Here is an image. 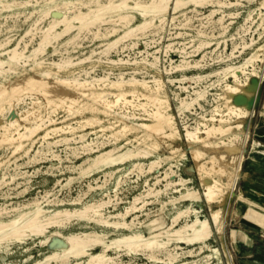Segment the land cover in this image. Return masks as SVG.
Returning a JSON list of instances; mask_svg holds the SVG:
<instances>
[{
  "label": "rangeland",
  "instance_id": "1",
  "mask_svg": "<svg viewBox=\"0 0 264 264\" xmlns=\"http://www.w3.org/2000/svg\"><path fill=\"white\" fill-rule=\"evenodd\" d=\"M1 1L2 2L13 1L14 4L11 7L10 11H5V10L0 11V40L11 39L10 44H15L25 34L27 30H30L33 33L35 32L36 35H35V39L30 43L29 49H31L32 46H36V43L39 39L38 37L40 35V32L38 31L44 28L49 23L51 18L50 16H46L42 18V20H40L36 26L30 24H33L37 19H39L41 14L39 11L45 9L46 2L44 0H0V2ZM17 1L18 3L20 2L21 4L20 3L18 4ZM24 1H28V4L26 6H22V3ZM36 1L38 2L36 3ZM56 1L60 2L62 0H56ZM76 1L77 2L74 4V8H73L74 12L71 10L70 12L67 13L69 18L73 16L74 13H77L79 11V8L80 11L82 12H87L88 10L87 7L84 6V4L82 3H86L89 0H80V1L76 0ZM94 1L97 0H92L89 3L88 6L90 8H96V2ZM98 1L104 5L108 4L109 2V0L108 1L98 0ZM114 1H119V0H114ZM141 1L143 3L144 2L147 3L150 0H144V1L141 0ZM232 2L234 3L232 4ZM128 3L130 5H133V0L132 1L129 0ZM226 3L228 5L219 7L217 5L213 6L212 4H208V3L200 6H195L191 2H186L182 6H180L177 10H175V12L173 11L172 8L173 5L170 4V9L167 10L165 19L162 23L159 22L158 18H154L152 22L153 26L151 25L152 28L148 27L149 29L146 28L142 32H135L133 35L129 36V38L127 37L126 39L123 38L120 40H118L119 36L123 35V33L128 28V26L121 25L123 23L119 21H118L119 23L117 22L116 13L114 12L110 14L105 13L101 21L95 22L94 24H92V26L90 25L88 28L89 31L87 30H85L86 32L81 31L78 37L73 41L66 43L67 39L72 37L77 32L76 29H73L69 33L63 34L55 41L53 40L52 44L46 48L44 54L40 55V58L43 60V65H41V67H36V65L33 64L32 61H27L25 63L21 62L20 64L17 65V69H16L17 72L15 71L16 73L8 74L7 76H5V78L0 77V82L2 84L4 83L3 85H7L8 82L21 83L25 80H30L29 78L39 81V83H45V84L48 83L49 85H53L58 90H60L61 92L60 96H63L61 99L58 97L48 98V96L45 95L41 96L42 93L36 90L35 91L32 90V92L28 91L23 93L20 96L23 98V100L20 101L19 103L15 101V99H12L10 101V108H14V111H12L14 115L18 113V115L21 114L22 116H27L26 120H24L25 122L22 121V125H31L32 123L35 122L36 123L41 122V119L42 120L47 119V116H49V119H51V121H46L45 124L42 125V129L39 130L38 133L31 140L28 141L30 145L32 144L31 149H36L41 144L40 142L42 141L41 135H43V133L47 129H50L51 127H60L61 125V127L64 128L65 131H67L68 130L67 125H69L70 123L72 126H74L73 122L74 123L79 121L81 122L83 120L88 119L92 121V124L85 127L83 131L81 132L71 131L65 134L59 133L61 134L60 137L63 136L72 137V136H76V134L78 133H88L86 136L87 141L99 142L104 140V142H107L108 140L109 142L105 144V148H109L112 145H114L113 144L114 139L110 135L125 127V129L127 130L130 129V130H128V132L127 130H125L118 133L117 134L118 137L116 138L117 140H115L117 145H121L123 147L122 151H125L126 149H133L135 146H137L139 142H141L139 145L143 147L144 141L146 140V142L156 143L158 149L155 152H153V155L150 158L147 159L145 158L142 161L146 163L147 161H149V159H157L158 157L165 158L163 167L155 169L152 174L141 175L137 173V171H133L127 174L126 173L127 170L131 168L130 163L127 162L123 165H119V171L112 174V176H108L107 174H105L106 172H110L111 168L109 169L103 167L101 168V170L94 171L91 176L82 177L79 175L78 173L79 170L77 169L76 166L77 164H80V162H82L86 157H89L93 154L92 153L86 154V152L83 151L82 149H78V155L81 156V158H75L73 155H71L70 151L65 149L64 145L61 144L60 146L52 147L53 151H55V154H57L58 157L45 155L44 157L40 158L41 160L40 159L38 160V163L37 161H30L32 163L30 162L28 164L25 163L24 166L21 165L20 167L14 168L15 164L18 165V163L20 164L25 162L27 161V158L24 156L22 149L15 150L14 148V146H16L19 143V139H14L11 141L10 139H7L5 137L3 130L4 129L3 125L5 123L2 124V122L4 121V119H7L8 115L11 114L9 113L4 114L2 113V111H0V143H1L0 144V179L3 178V174L7 175L6 176L7 178L5 179V183L0 185V207L6 205V208L10 209L12 207H15L16 205L18 206L21 204L29 203L36 198L38 201H41L43 205H46L48 200H53L54 202H56L55 205L48 204L45 206V208L64 207L68 209H73V208H79L85 203H91L102 197H103L102 199H107L105 195L108 194L112 198L115 196L114 199L117 197L116 199L119 202L115 207L109 205L104 209L105 215H108V213L122 211L123 208L129 204V201L132 200L134 195L144 192L146 188L144 184L146 179H148V183L152 185V183L155 180V175L163 176V170L169 166H171V168L175 171V174L170 176L171 180H177L178 177H182L187 180L188 187L196 188L200 192H202L201 183H209L211 179H209V177H206L205 174L197 171L195 164L192 161L190 155L191 151L194 149L203 150L206 153L205 157H208L211 154L224 155L225 153L224 149L227 148L233 150L237 148L240 142L247 137L244 134L249 133V129L247 128V125H250V123L252 124L256 116V81L261 80V84H264V7H263L264 0H246V1L226 0ZM229 3H231L232 5H229ZM212 9H217L218 11L215 13L214 16L210 17L208 16V14ZM195 10L197 11V13H195L196 12ZM221 11H223V14H225L222 23L224 25L228 24L227 32L222 36L219 34L220 32L219 24L214 22V20H216L217 17L221 16L222 14ZM235 12H239V14H237V16L236 15L232 16L231 13H235ZM249 12L251 13L253 22L250 25L249 28L250 30H248L247 34L244 37L246 40L249 41V37L253 36L254 43L249 48L245 49L241 54H239L236 51L235 55H238V57L233 59V63H235V65H238L243 61L242 58L245 55H251L253 58H255V62H254L255 72L249 73L247 75V78L241 77V83L243 85L241 83H240L241 85L235 83L233 81V78L230 76V74H228L226 78L228 84L238 86L243 91L247 89L244 92L250 91L249 92L250 96L245 97L246 98L245 102L240 103V99L238 95H234L233 97H231L229 102L238 107H241L245 112L244 118L241 119L234 118V122H232L233 124L239 122L242 125L241 127L242 130L241 129L240 130L244 134H242L241 137H239L237 140L233 142L230 141L231 143L228 142L227 144L224 145L220 144L218 146L215 145H210L205 147L203 146L205 149L204 150L202 147V145L204 144L202 143L193 144L185 140V138L183 137V133L185 130L184 127L187 125L193 126L194 121L198 119L199 115L208 113L209 110L212 108L211 105L215 104V99H217L216 97L219 93H222L223 96L225 94L228 97V94H226V90L224 89L223 84L218 86L217 84H215L217 83L215 82L217 77L216 75L211 74V72L213 70H217L218 68H222L226 66V63L224 61H220V60L218 61L217 57L219 55L224 57L231 51V41L229 40L231 36H234L235 42H239V37L238 34L236 33L237 27L243 23V18ZM54 13L58 14L57 16L60 15L59 12H52L51 14L52 17ZM133 15L135 16V18L131 20V27L136 26L143 19L137 12H134ZM187 17L188 19H186ZM107 20L109 21L107 22ZM187 21L189 23L186 25ZM72 24L78 25L76 21L75 22L72 21ZM201 24H203L204 27ZM97 25L99 26L97 27ZM154 26H156L157 28ZM36 27L38 30L36 29ZM113 27L116 28V30L117 28H119L120 30H117L111 36L102 37L101 35L102 33H105L106 31H110ZM62 28L63 26H57V31H61ZM97 29L100 32H98ZM195 29L198 30L196 31ZM169 31L171 33H169ZM95 32H98L99 34L93 35L95 34ZM146 33L148 34L146 35ZM169 35L171 38L168 37ZM29 38H30L29 34L24 37L25 40H28ZM223 38L228 39L227 46L225 49L223 43L221 42ZM116 39L118 41L113 46V48H111L108 51V53H105L104 50L106 48L105 43L114 41ZM152 39L153 41H150ZM202 40L210 42L211 45L207 48L206 47L201 48L199 41ZM217 42L219 43L217 44ZM133 43H135V45L131 46ZM214 47H216V49L211 51ZM182 48H184V50L187 52H191L190 53L191 56L187 58L188 60H199V66L196 68L191 67L185 70V74L188 76L191 75L201 76V78L197 81L196 84H194L193 81H191V79L185 81V85H191L193 87V88L192 87L189 88L188 97H186L185 92L175 87L178 86L179 84L178 82L170 83L167 80L168 77L178 78L181 72L174 71L169 75L165 73V69L169 68V63H170L169 59H167V56L165 55V52L168 51L167 55H169V57L173 60V64H176L179 63V61L182 59L181 55H183V53H180L181 52L180 50ZM194 49L195 50L199 49V51L196 52L194 51ZM28 54L29 52L25 53V55ZM203 54H205V58L201 59L202 57L201 55ZM154 56L158 57L157 60L158 62H156V66L151 65ZM65 57H70L69 62H71L72 64L67 67H64V69L58 70L53 64H51L52 61H59V58L61 59ZM1 58L5 59V56H1ZM107 58H111L114 60L122 59L123 62L111 64L106 62ZM249 69H251V67H249ZM208 74L211 75L205 77V75ZM15 77H17L16 78L17 80L15 79ZM58 77L70 78V79L76 78L80 83H83V87L81 86L75 87V85L72 86L69 84L61 83L58 81L57 79ZM94 78L95 79L100 78L101 80L95 81ZM9 79H11L12 81ZM154 79H159V84L161 83L160 85L161 88L159 89L156 88L155 82L153 81ZM126 83H128L129 85ZM129 87L132 88L130 89ZM199 89L207 91L205 95L206 101L200 100L199 103L201 107H199L196 104H193L190 107V109L183 111V115H180L179 111L177 110L179 108L178 99L186 97L185 99L187 101H190V97H194L193 90H199ZM112 91L114 93H112ZM102 92H107L110 94L109 100H114L115 94L125 93L124 94L125 98L127 100L133 101V103H127L124 104V106L122 103H120L117 106H113L115 108L112 107L110 108L99 98L98 94ZM173 93H176L177 95ZM66 96H68L69 99L66 98ZM145 96L148 97L150 101L149 104L151 103L153 108L159 109V111L165 117L169 116L171 118V120L173 121L172 127L164 126L163 131L159 133L152 132L146 128L141 127V124H146L149 123L150 121V114H149L150 110L146 111L137 105L138 99H140L141 101H146ZM155 97L157 98L164 97L166 102L163 104H159L157 98ZM221 102H223V100H221ZM3 106L4 107L7 106L6 101H2V107ZM135 107L138 109H136ZM31 111H33L32 114L29 113ZM51 111L54 112L51 113ZM82 111L83 114L80 113ZM97 121L99 123H97ZM101 128L102 129L104 128L103 132L100 131ZM100 134H104L103 136H105L108 139L105 138L103 139L102 137H99L98 135ZM51 136L52 139L49 140H55L60 138L59 136L56 135H51ZM14 137L16 138L17 135L15 134ZM249 143L250 146L245 147V151H244L245 153L249 151L251 147L253 148L254 151H256V143L253 142V138L252 139L250 138ZM70 145L78 146L80 144L79 143L74 144L73 142H70ZM30 154H32V151L30 152ZM234 155L236 154L231 153L228 156L225 155L224 156L228 159H232L233 157H235ZM66 158L68 160L70 159L69 161L71 162H68ZM237 165H238L237 163H234L233 165L234 167H230V170L234 171V169L238 167ZM19 173H23V174L21 175ZM15 174H17L15 180L11 181L10 176ZM200 177H202V181L199 179ZM117 179L120 180L121 182L117 187V190H115L116 188L115 183ZM123 179L126 180L124 181ZM8 181H10L9 182L10 184L8 183ZM17 182H19V184H17ZM165 183H166L165 181H161L156 185V187L163 189ZM88 184H90L93 187V189L88 191L87 189ZM175 187L180 188V186L178 185H176ZM83 192L85 193L83 194ZM185 192H186L185 189H181V193H185ZM236 194H237L236 190L234 189L231 192L230 190H226L221 200L218 203L213 204L214 208L220 209L222 230L220 229L219 231H216V229L213 228V235L208 242L209 250H207V248H204V252L205 254L212 255V259H211L212 264H257L256 261H259L261 264H264V254L259 255L256 254V251H253L255 244L249 243L247 251H243V252L240 251L238 242L242 240L241 239L239 240V238L235 237L236 222L231 221L229 217L230 214L229 204H231L230 206L232 207V203L234 202V200H236ZM179 196H180V192H174V187H170L167 190L166 194L159 195L158 201L155 200L154 197H148L147 199L149 201V205L146 206V209H144L143 211L136 212L137 217L134 220L132 231L141 232L144 235H148L151 232L161 230L167 225H169L171 216L175 214L177 210L185 209L189 205H192L191 201H186L182 199H178L175 202V204L169 202L172 198H178ZM78 197H81L82 200L80 204H70V202H73ZM60 202H62L63 204L61 205L58 204ZM162 202L165 204L164 207L161 204ZM193 207L198 210L199 212L198 215L201 218L209 217L210 214L209 207L204 201L193 202ZM131 220H132V216H129L127 218V221L129 222ZM61 231L65 235H68L70 233L94 231L97 232L98 234H107L109 236V239L120 237L124 233L129 232L124 230H114L113 228H106L103 226H99L95 223H91V222L88 223L87 221H77L74 219L71 220L64 228H62ZM252 232L253 230L250 229V233ZM36 239L37 238H35V240H32L28 238L25 240L23 244L15 241L13 243H10L7 247H5V245H2L0 247V264H34L38 260L43 259L52 251L57 250L59 248V245L64 243V240L57 236H51L50 240L46 244H42V245L39 244L38 239L37 240ZM182 247H183L182 251H186L192 248L190 246H187L186 244H182ZM193 248H195L196 251L197 245H195ZM101 251H102V246H99L95 250H92V252H101ZM177 251L181 252V250H177ZM140 252L141 251H138L135 254H128L125 249H121L119 250L118 253L114 251H108V255L111 256L112 258L114 256L112 262L113 264H126V263L150 264L151 263L150 260L145 256L143 252L141 253ZM203 255L193 256V257H184L185 255H183V258L180 257L179 259L183 261H192V260L197 261L200 260ZM158 258L164 259V254L163 253L159 254ZM73 261L74 260L71 258L68 264L70 263L72 264ZM156 263L164 264V262L162 261H158ZM48 264H62V263L61 261L52 259L48 262Z\"/></svg>",
  "mask_w": 264,
  "mask_h": 264
},
{
  "label": "bare ground",
  "instance_id": "2",
  "mask_svg": "<svg viewBox=\"0 0 264 264\" xmlns=\"http://www.w3.org/2000/svg\"><path fill=\"white\" fill-rule=\"evenodd\" d=\"M44 1L46 2L45 9L40 10V11L38 9V11L41 13L40 17L35 22L33 21L34 23L30 24V25L36 26L37 23L40 20H42V18H44L46 16H50L51 19H50L49 23L44 28H42L41 30L39 29L40 31H38V32H40V35L38 37L39 39L36 43V46H32L31 49H29V45L35 39V35H36L35 32L33 33L30 30H27L25 32V34L15 44H10L11 39L10 40H8V39L0 40V51H1L0 52V77L1 78H3V77L5 78V76H7L8 74L16 73L17 72L16 71L17 65L20 64L21 62L25 63L27 61H32V63L35 64L36 67H41V65H43V60L40 58V55L44 54L46 48L52 44L53 40L55 41L59 37H61L63 34L69 33L73 29H76L77 32L72 37L68 38L66 43L73 41L74 39H76L78 37V35L81 31L82 32L85 30L89 31L88 28L90 25L92 26V24H94L95 22L101 21V19L105 15V13H108V14H110L112 12L116 13L117 14V22L119 21V22L123 23V24L120 23L121 25L128 26V28L123 33V35L119 36L118 40H120L123 38L126 39L127 37L129 38V36L133 35L135 32H142L148 27L152 28V26H153L152 22H153L154 18H158L159 22L162 23L165 19V15L167 13V10L170 9V4L173 5L172 8H173L174 12H175V10H177L180 6H182L186 2H191L195 6H200V5H203L206 3L212 4L213 6L217 5L219 7L228 5L226 3V0H187V1L185 0L186 2L184 0H150L147 3H145V2L143 3L141 0H133V5H130L128 3L129 0H119V1L109 0L108 4H105V5L101 4L97 0V1H94V2H96V8H90L88 5L92 0L91 1L89 0L86 3H82V4H84V6L87 7V9H88L87 12H82V11H80V8H79V11L77 13H74L73 16H71L69 18L67 13L70 12L71 10L73 11L74 4L77 2L76 0L75 1L62 0L60 2H57L56 0H44ZM37 2L38 1H36V3ZM17 3H18V1H17ZM29 3H31V2H29ZM233 3L234 2H232V4ZM13 4H14L13 1L12 2H4V1L2 2L1 1L0 2V7H1L0 11H2V10L10 11ZM15 4H16V2H15ZM27 4H28V1H24L22 3V6H26ZM232 4L229 3V5H232ZM18 7H19V5H18ZM184 7H186V6H184ZM33 11H35V10H33ZM217 11H218L217 9L210 10L208 16H210V17L214 16ZM52 12H59L60 15L57 16L58 14L54 13V15L52 17V15H51ZM134 12H137L143 19L136 26L131 27V20L133 18H135V16L133 15ZM195 13H197V11ZM195 13H194V15H195ZM221 13H222L221 16L217 17L216 20H214V22L219 24V29H220L219 34L222 36L223 34H225L227 32L228 24L224 25L222 23V20H223L225 14H223V11H221ZM237 14H239V12L231 13L232 16H234V15L237 16ZM184 17H185V15H184ZM24 19H26V18H24ZM182 19H184V18H182ZM186 19H188V17ZM4 20H6V19H4ZM109 20H107V22ZM189 20H191V19H189ZM72 21H74V22L76 21L78 25H73ZM104 22H106V21H104ZM114 22H115V20H114ZM229 22H231V21H229ZM252 22H253L252 16H251V13L249 12L243 18V23L237 27L236 33L238 34L239 42H235L234 36H231V38L229 39L231 41V51L227 55H225L224 57H222L221 55H219L217 57V60L218 61L219 60L224 61L226 63V66L222 67V68H218L217 70H213L211 72V74H214L217 77V79L215 81L217 83H215V84H217V86L223 84V87L226 90V94H228V97L225 94L223 96L222 93H219L216 97L217 99H215V104L211 105L212 108L209 110L208 113L204 112L205 114L199 115L198 119L194 121L193 126L187 125L184 127L185 130L183 133V137L185 138V140L187 142L193 143V144L202 143V144H204V145H202V147L203 146L204 147L210 146V145L218 146L220 144L221 145L227 144L228 142L231 143V142L237 140L239 137H241L242 134H244L243 132H241L242 125L239 122L235 123V124H233L232 122H234V118H236V119L244 118L245 112L243 111V109L241 107H238V106H236L232 103H229V102H230V98L233 97L234 95L239 96L240 103L245 102L246 101L245 97L250 96V93H249L250 91L244 92L247 89H245L243 91L238 86L228 84L226 81V78H227V75L230 74V76L233 78V81L237 84H240L241 83V77L247 78V75L249 73L255 72V66H254L255 58H253L251 55H245L242 58L243 61L238 65H235V63H233V59L238 57V55H235L236 51L239 54H241V53H243V51L245 49L249 48L254 43L253 36L249 37V41L246 40L244 37L247 34L248 30H250L249 28H250V25ZM170 23H171V21H170ZM188 23L189 22L187 21L186 25ZM111 24H113V23H111ZM114 24H116V23H114ZM201 25H203V24H201ZM57 26H63L61 31H57ZM98 26L99 25H97V27ZM154 27H156V26H154ZM186 27H188V26H186ZM203 27H204V25H203ZM194 28H195V26H194ZM36 29H37V27H36ZM117 30H120V29L117 28ZM117 30H116V28L113 27L110 31H106L105 33L101 32L102 33L101 35H102V37L111 36ZM97 31H98V29H97ZM98 32H100V31H98ZM98 32H95V34H93V35H98L99 34ZM172 32H174V31H172ZM148 33H146V35ZM169 33H171V32L169 31ZM28 34L30 35V38L28 40H25L24 37ZM219 34H217V35H219ZM184 35H185V33H184ZM251 35H252V33H251ZM144 36H142V37H144ZM168 37H170V35ZM177 37H178V35H177ZM95 38H96V36H95ZM153 39L150 41H153ZM118 40L116 39L114 41L105 43V46H106V48L104 49L105 53H108V51L111 48H113V46L116 44V42ZM227 41H228V39H226V38H223V40L221 41L223 43L224 49L227 46ZM159 42H160V40H159ZM186 42H184V43H186ZM199 42H200L201 48L202 47L207 48L211 45V43L208 41L202 40ZM218 43L219 42H217V44ZM134 45H135V43H133L131 46H134ZM171 45H172V43H171ZM167 47H169V46H167ZM215 49H216V47H214L211 51H213ZM180 51H181L180 53H183V55H181L182 59L179 61V63H176V64H173V60L169 57V55H167L168 51L167 52L164 51L165 55L167 56V59H169V61H170L169 68L165 69V73L167 75H169L174 71H180L181 72V74L178 78L168 77L167 80L170 83L178 82L179 83L178 86H175V87H177L181 91L185 92L186 97H188L189 88H191L192 86L191 85H185V81L188 79H191V81H193V83L196 84L197 81L201 78V76L200 75L188 76L185 74V70H187L191 67H193V68L198 67L199 66V60H188L187 58H189V56H191L190 55L191 52L185 51L184 48H182ZM194 51L198 52L199 49H196V50L194 49ZM26 52H29V54L25 55ZM93 53H95V52H93ZM1 56H5V59L1 58ZM201 56H202L201 59L205 58V54H203ZM157 60H158V57L154 56V58L151 62V65L156 66V62H158ZM69 61H70V57H65V58H61V59L59 58V61H52L51 64H53L58 70H62V69H64V67H67V66L72 64ZM133 61H135V60H133ZM106 62L111 63V64L112 63L115 64V63H119V62H123V61H122V59L114 60L111 58H107ZM126 62H127V60H126ZM138 62H140V61H138ZM191 62H193V63H191ZM48 63H49V61H48ZM249 67H251V69H249ZM106 73H108V72H106ZM44 74H46V73H44ZM79 74H78V76H79ZM211 74L205 75V77H207ZM16 78L17 77H15V79ZM29 79L30 80H25L21 83L8 82L7 85H3L4 83L2 84L0 82V111H2V113H4V114H7V113L11 114V115H8L7 119H4V121L2 122V124L5 123L3 125L4 135L7 139H10L11 141L14 139H19V143L16 146H14V148H15V150L22 149L24 156L27 158V161L20 163V164L18 163V165L15 164L14 168L20 167L21 165L24 166L25 163L28 164L30 161H37V163H38V160L41 157H44L45 155L46 156L51 155L52 157H58V155L55 154V151H53L52 147L60 146L61 144L64 145L65 149L69 150L71 155H73L75 158H81V156L78 155V149H82L83 151L86 152V154H90V153L93 154L89 157H86L82 162H80V164H77V166H76L77 169L79 170V172H78L79 175L82 177L83 176H91L94 171L101 170V168H103V167L109 168V169L111 168L110 172H106L105 174H107L108 176H112V174L119 171V165H123L127 162L130 163V167H131L130 169L127 170V172H126L127 174H129L133 171H137V173H139L141 175L152 174L155 169L163 167V163L165 162L164 157H158L157 159H149V161H147L146 163L144 161H142L145 158L146 159L150 158L153 155V152H155L158 149L157 144L154 142H146V140H145L144 146L141 147L139 145L141 142L138 141L139 143L133 149H126L125 151H122L123 147L121 145H117L115 140H117L116 138L118 137L117 136L118 133L127 130V129H125V127H123L120 130L117 129L118 130L117 132L110 135L114 139V141H113L114 145H112L109 148H105V144L107 142H109L108 140H107V142H104V140L99 141V142L87 141L86 136L88 133H78V134H76V136H72V137H67V136L60 137L61 134H59V133L65 134V133L71 132V131H79V132L83 131L85 127L92 124V121L88 120V119L83 120L81 122L80 121L75 122V123L73 122L74 126H72L70 123L69 125H67V129H68L67 131H65L64 128L61 127V125H60V127H51L50 129H47L43 133V135H41V140H42V141H40L41 144L36 149H31L32 144L30 145V143H28V141L31 140L38 133L39 130L42 129V125L45 124L46 121H51V119H49V116H47V119H43V120L41 119V122H38V123L35 122V123H32L31 125H22V121L26 120L27 116H22L21 114L18 115V113H16L14 115V113H12V111H14V108H10V101L12 99H15V101H17L19 103L20 101L23 100V98L20 96L25 92H28V91L32 92V90H34V91L36 90V91L42 93L41 96L45 95V96H48V98L49 97H53V98L58 97L61 99L63 96H60L61 95L60 90H58L53 85H49L48 83L47 84L39 83V81H36L34 79H31V78H29ZM57 79L59 82L64 83V84H69L72 86L75 85V87L76 86L83 87V83H80L76 78L70 79V78H59L58 77ZM9 80H11V79H9ZM100 80H101L100 78L95 79V81H100ZM153 81L155 82L157 89L161 88L160 87L161 83L159 84V79H154ZM112 83H111V85H112ZM126 84H128V83H126ZM90 89H92V88H90ZM224 89H222V90H224ZM112 93H114V92L112 91ZM193 93H194V97L189 96L190 101H187L185 99L186 97L178 99L179 108L178 109L176 108V109L179 111L180 115H183V111L190 109V107L193 104H196L199 107H201V105L199 103L200 100L206 101L205 95H206L207 91L199 89V90H193ZM124 94L125 93L115 94L114 100H109L110 94L107 92L99 93L98 96L108 107L115 108L113 106H117L120 103H122L123 106H124V104H127V103H133V101L127 100L125 98ZM173 94H176V93H173ZM240 94H242L244 96H242ZM26 97H27V95H26ZM66 98L69 99L68 96H66ZM155 98H157V97H155ZM70 100H73V99H70ZM145 100L146 101H141L140 99H138L137 105L146 111L150 110V112L148 111L150 114V121H149V123L141 124V127L146 128L149 131L158 132V133L163 131L164 126L172 127L173 121L171 120V118L169 116L165 117L159 111V109L153 108L152 104L151 103H150L151 105L149 104L150 101H149L147 96H145ZM221 100H223V102H221ZM2 101H6L7 106L2 107ZM49 101H51V100H49ZM157 101L159 104H163L166 102L164 97H158ZM48 103H50V102H48ZM58 105H60V104H58ZM30 107H32V106H30ZM157 107H158V105H157ZM136 109H138V108H136ZM193 109H195V108H193ZM160 110H161V108H160ZM32 112L33 111H31L29 113L32 114ZM52 112H54V111H51V113ZM80 113L83 114V111ZM69 115H71V114H69ZM134 117H136V116H134ZM127 118H129V117H127ZM54 119H55V117H54ZM54 119H52V120H54ZM118 121H119V119H118ZM32 122H34V121H32ZM97 123H99V122L97 121ZM128 130H130V129H128ZM128 130H127V132H128ZM100 131L103 132L104 128L103 129L101 128ZM15 134L17 135L16 138L14 137ZM51 135H56V136H59L60 138L55 139V140H49V139H52ZM103 135L104 134H100L98 136L102 137L103 139L104 138L108 139ZM244 135L247 136V133ZM70 142H73L74 144L79 143L80 145L71 146ZM256 144H258V143H256ZM191 146H192V144H191ZM204 147H203V149H204ZM31 151H32V154H30ZM259 152L264 155V149H260ZM79 153H80V151H79ZM205 154L206 153L200 149H194L190 153L192 161L194 162L197 171L205 174L206 177H209V179H211V181L209 183H201L202 192H200L196 188L188 187L187 186V180L182 178V177H178L177 180H171L170 176L175 174V171L171 168V166H169L163 170V176L155 175V180L152 183V185H150L148 183V179H146L145 183H144L145 187H146L144 192L134 195L132 200L129 201V204L127 206H125L122 211H116L114 213H108V215H105L104 209L106 207H108L109 205H112L115 207L119 203L116 199L117 197L114 199L115 196L112 198L108 194L105 195V197H107V199H102L103 198L102 197V198L95 200L91 203H85L79 208H73V209H68V208H64V207L45 208L46 205H48V204L49 205H55L56 202H54L53 200H48L47 204L45 203L46 205H43L42 202L38 201L36 198L33 199L29 203L21 204L18 206L16 205L15 207H12L10 209H7L6 205L3 207L1 206L0 207V247L2 245H5V247H7L10 243H13L15 241L23 244L25 242V240L28 238L32 239V240H35V238H37L39 244L42 245V244H46L50 240L51 236H57V237L63 239L64 243L60 244L59 248L57 250L52 251L47 256H45L43 259L38 260L34 264H48V262L52 259L61 261L62 264H68L71 258L74 260L72 264H109V263L113 262L114 256H113V258L111 256H109L108 251H114V252L118 253L119 250H121V249H125L128 254H135L138 251L143 252L145 254V256L150 260V262H151L150 264H157L156 262H158V261H162V262H164V264H212V261H211L212 255L211 254H205L204 248H207V250H209L208 242L213 235V228H215L216 231H219L222 228V222H221V218H220V209L214 208L213 204L218 203L221 200V198H222V196L226 190H230V192H231L234 189L236 180H237L238 175H239L238 174L239 169L237 167L234 169V171H232V170H230V167H234L233 166L234 163L240 162L242 158L241 157H238V158L233 157L232 159H228L223 154H220V155L211 154L208 157H205L206 156ZM69 160H68V162H71ZM30 163H32V162H30ZM112 168H114V169H112ZM19 174L22 175L23 173H19ZM16 175L17 174L11 175V176L9 175L11 178V181L15 180ZM6 176L7 175L3 174V178L0 179V185L5 183V179L7 178ZM119 177H121V176H119ZM23 178H24V176H23ZM199 179L202 181V177H200ZM161 181L166 182L164 184L163 189L156 187V185ZM9 182L10 181H8V183ZM94 182H96V181H94ZM120 182L121 181L117 179V181L115 183V187H116L115 190H117V187L119 186ZM17 184H19V182H17ZM104 185H106V184H104ZM176 185L180 186V188L175 187ZM28 186H27V188H28ZM170 187H174V192H180V196L178 198H172L169 202H171L172 204H175V202L178 199H182V200H186V201H191L192 205H189L185 209L177 210L175 212V214H173L171 216L170 224L161 230L151 232L148 235H144L141 232L132 231V227L134 225V220L137 217L136 212L143 211L144 209H146V206L149 205V201L147 198L148 197H154V199L158 201L159 195L166 194L167 190ZM87 189L89 191V190L93 189V187L90 184H88ZM181 189H185L186 192L181 193ZM84 193L85 192H83V194ZM240 199L243 200L242 197H240ZM81 201H82L81 197H78L73 202H70V204H80ZM201 201H204L207 204V206L209 207L210 214H209L208 218L207 217L201 218L198 215V213H199L198 210L193 207V202H201ZM222 201H223V199H222ZM62 202H60L58 204L61 205V204H63ZM161 204L164 207L165 204L163 202ZM250 204L254 205L253 203H250ZM129 216H132V220L128 222L127 218ZM73 219L77 220V221H87L88 223H90V222L95 223L99 226H103L106 228H113L114 230H124V231H129V232L124 233L120 237L110 238V239H109V236L107 234H98L97 232H94V231L70 233L68 235L63 234L61 229L64 228ZM139 224H141V223H139ZM182 244H186L187 246H190L192 248L189 250H186V251H182V249H183ZM195 245H197L196 251H195V248H193ZM99 246H102L101 252H92V250H95ZM177 250H181V252H178ZM161 253L164 254V259L158 258L159 254H161ZM183 255H185L184 257H193V256H199V255H203V256L201 257L200 260H197V261L196 260L183 261V260L179 259L180 257L183 258ZM83 258H85V259H83Z\"/></svg>",
  "mask_w": 264,
  "mask_h": 264
},
{
  "label": "crops",
  "instance_id": "3",
  "mask_svg": "<svg viewBox=\"0 0 264 264\" xmlns=\"http://www.w3.org/2000/svg\"><path fill=\"white\" fill-rule=\"evenodd\" d=\"M247 128L249 133L237 148L224 149L225 156L234 153L235 157L242 158L237 163L239 175L234 187L237 194L232 207L229 204V217L236 222L235 237L242 240L238 242L240 251H247L251 243L255 244L253 251L260 255L264 254V155L259 152L264 149V84L261 80L256 81V116ZM250 138L258 143L256 151L251 147L245 153V147L250 146ZM256 263L261 264L259 261Z\"/></svg>",
  "mask_w": 264,
  "mask_h": 264
}]
</instances>
